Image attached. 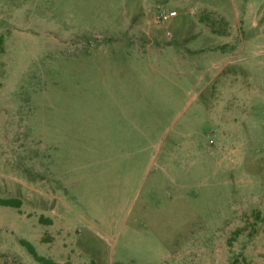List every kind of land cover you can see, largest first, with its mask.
<instances>
[{
	"label": "rangeland",
	"instance_id": "1",
	"mask_svg": "<svg viewBox=\"0 0 264 264\" xmlns=\"http://www.w3.org/2000/svg\"><path fill=\"white\" fill-rule=\"evenodd\" d=\"M0 200V264H264V0H0Z\"/></svg>",
	"mask_w": 264,
	"mask_h": 264
},
{
	"label": "trees",
	"instance_id": "2",
	"mask_svg": "<svg viewBox=\"0 0 264 264\" xmlns=\"http://www.w3.org/2000/svg\"><path fill=\"white\" fill-rule=\"evenodd\" d=\"M12 201H5V200H0V205H3V206H12ZM26 248L28 249V251L30 252V254L34 257V259L39 262L40 264H53L51 263L50 261L42 258V257H39L36 255L35 251L33 250V248L28 245V244H25Z\"/></svg>",
	"mask_w": 264,
	"mask_h": 264
},
{
	"label": "built area",
	"instance_id": "3",
	"mask_svg": "<svg viewBox=\"0 0 264 264\" xmlns=\"http://www.w3.org/2000/svg\"><path fill=\"white\" fill-rule=\"evenodd\" d=\"M173 16H175V13H169L168 15H161L160 17L163 19V20H166V19H169V18H172Z\"/></svg>",
	"mask_w": 264,
	"mask_h": 264
}]
</instances>
